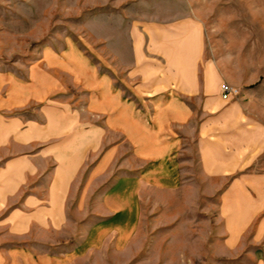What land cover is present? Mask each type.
Masks as SVG:
<instances>
[{"label":"crops","instance_id":"crops-1","mask_svg":"<svg viewBox=\"0 0 264 264\" xmlns=\"http://www.w3.org/2000/svg\"><path fill=\"white\" fill-rule=\"evenodd\" d=\"M121 25L118 84L72 38L23 70L0 69V211L13 207L2 222L19 237L0 246V264L126 250L144 194L198 188L193 166L218 192L215 254L233 258L250 226L264 238V171L252 169L264 155V53L243 38L242 53L206 54L191 15ZM222 81L238 94L222 98ZM80 174L97 183L76 232L68 206Z\"/></svg>","mask_w":264,"mask_h":264},{"label":"rangeland","instance_id":"rangeland-1","mask_svg":"<svg viewBox=\"0 0 264 264\" xmlns=\"http://www.w3.org/2000/svg\"><path fill=\"white\" fill-rule=\"evenodd\" d=\"M186 15L195 16L204 24L208 55L242 53L248 49L238 45L243 38L251 41L250 48L257 59L259 53H264V0H0V69L23 70V65L38 57L42 46L59 47L64 39L72 38L118 84L121 23ZM223 82L226 81L220 85ZM192 169L189 183L198 188L171 193L151 190L144 194L137 231L126 250L118 251L110 246L104 251L79 256L74 263L256 264L264 261V238L254 241L253 226L244 233L232 253L233 258L215 254L217 245L221 247L218 237L222 235L217 217L218 192L207 194L211 191L207 189L211 187L209 179L199 173L197 166ZM252 169L264 171V155ZM93 176L80 174L73 203L68 206V216L74 221L76 232L88 209L84 200L94 193L88 189L97 183ZM11 207L0 211V246L15 244L19 239L10 237L11 223L2 222ZM28 233L37 235L33 229ZM28 233L26 243L34 245Z\"/></svg>","mask_w":264,"mask_h":264},{"label":"built area","instance_id":"built-area-1","mask_svg":"<svg viewBox=\"0 0 264 264\" xmlns=\"http://www.w3.org/2000/svg\"><path fill=\"white\" fill-rule=\"evenodd\" d=\"M220 91L222 93V98H224V99H227L231 94H235L236 93V90H233L231 88V86L228 83H226V82H223L220 85Z\"/></svg>","mask_w":264,"mask_h":264}]
</instances>
